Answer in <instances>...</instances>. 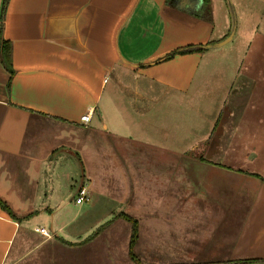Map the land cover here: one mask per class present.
I'll list each match as a JSON object with an SVG mask.
<instances>
[{
  "label": "crops",
  "instance_id": "1",
  "mask_svg": "<svg viewBox=\"0 0 264 264\" xmlns=\"http://www.w3.org/2000/svg\"><path fill=\"white\" fill-rule=\"evenodd\" d=\"M201 5L7 1L0 199L11 213L0 206V264H264V176L249 171L264 149L232 124L231 100L254 99L264 119V11L252 69L247 40L223 45L235 32L222 0ZM222 115L232 127L218 128ZM80 185L90 198L76 203ZM120 213L136 220L133 259Z\"/></svg>",
  "mask_w": 264,
  "mask_h": 264
},
{
  "label": "rangeland",
  "instance_id": "2",
  "mask_svg": "<svg viewBox=\"0 0 264 264\" xmlns=\"http://www.w3.org/2000/svg\"><path fill=\"white\" fill-rule=\"evenodd\" d=\"M223 5L226 10L229 12V18H230V33H234V37L232 40L227 41L224 47L229 48L231 46H235V44L241 42L240 44L244 43V40H247L248 49H246V57L244 60V68H252L256 69L257 59L255 58V54L257 55L258 52V12L259 9H263L264 11V0H222ZM239 47V46H235ZM238 51V50H237ZM240 51V48H239ZM233 54H237L235 51L231 50ZM242 53V49L239 54ZM256 60V61H254ZM255 62V63H250ZM232 104L235 106L234 110V116L235 121L232 124H235V127L240 129L239 132L245 131V133L252 134L250 137H254V139L251 140L250 144L253 148L257 149H264V143H261L258 141L255 143L257 139L264 138V119L260 117V115L255 114L256 111L254 109H251L250 106L255 104L254 99L248 98V96L245 97H239L238 92L235 93L233 91V95L231 97ZM187 101V107H188V113L191 111H194L197 114V107H196V97L195 94H193L191 97L186 98ZM240 113H243L244 116H248L247 118L239 117L241 116ZM226 116L222 115V120L220 121L221 124L224 121V126H218V128H224V130L228 129L229 126L232 127L231 124H228L225 120ZM227 123V124H226ZM217 130V128H216ZM264 142V140H262ZM237 149H240L241 143H236ZM242 159H237L234 162H240ZM247 160V159H246ZM76 162L74 161L73 164ZM264 164L261 165L258 160H254L252 162L251 169L249 171L253 172H259L262 176H264ZM189 172V171H188ZM188 176H193V172H189ZM256 175V174H255ZM260 176V175H259ZM242 181V179H236V185L239 186V184ZM253 182L251 178H249L246 181L242 182ZM249 182V183H250ZM261 181L258 180L257 183H260ZM251 194L252 191H251ZM235 196L236 197H242L243 191L235 190ZM258 197H264V191H259ZM71 197V194H70ZM253 197V196H252Z\"/></svg>",
  "mask_w": 264,
  "mask_h": 264
},
{
  "label": "trees",
  "instance_id": "3",
  "mask_svg": "<svg viewBox=\"0 0 264 264\" xmlns=\"http://www.w3.org/2000/svg\"><path fill=\"white\" fill-rule=\"evenodd\" d=\"M7 1L8 0H2L1 1V6H0V15L3 18L4 16V12H5V8L7 5ZM207 1L208 0H202V5L201 8L202 9H206V5H207ZM207 44H189V45H185L182 47H177L173 50H171L170 52H168L164 58H170L172 57L175 53H185V52H190V51H200L203 48H205ZM10 42L4 38H2L1 36V28H0V62L2 63V65L4 66V68H6L10 73H12L13 69L11 67V62H10ZM0 206L3 207L4 209L8 210L10 213V209L9 207L0 199ZM120 216H122L124 219L128 220L130 222L131 225V229H130V238H129V244H128V255L130 256V258H135L134 254L132 252V247L136 241L137 238V224H136V220L124 213H120Z\"/></svg>",
  "mask_w": 264,
  "mask_h": 264
},
{
  "label": "built area",
  "instance_id": "4",
  "mask_svg": "<svg viewBox=\"0 0 264 264\" xmlns=\"http://www.w3.org/2000/svg\"><path fill=\"white\" fill-rule=\"evenodd\" d=\"M90 115L88 112H85L79 116V122L83 125H86L89 121ZM90 198L88 189L85 185H80L75 193L74 201L76 203H83L88 201Z\"/></svg>",
  "mask_w": 264,
  "mask_h": 264
},
{
  "label": "water",
  "instance_id": "5",
  "mask_svg": "<svg viewBox=\"0 0 264 264\" xmlns=\"http://www.w3.org/2000/svg\"><path fill=\"white\" fill-rule=\"evenodd\" d=\"M219 42H222V40H221V41H219Z\"/></svg>",
  "mask_w": 264,
  "mask_h": 264
}]
</instances>
